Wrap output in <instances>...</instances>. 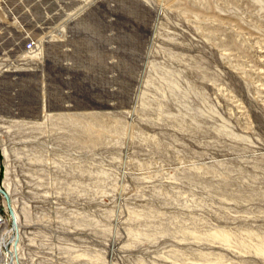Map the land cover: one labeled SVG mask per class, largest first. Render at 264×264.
I'll use <instances>...</instances> for the list:
<instances>
[{"label":"rangeland","instance_id":"374dc122","mask_svg":"<svg viewBox=\"0 0 264 264\" xmlns=\"http://www.w3.org/2000/svg\"><path fill=\"white\" fill-rule=\"evenodd\" d=\"M0 168L18 264H264V0H0Z\"/></svg>","mask_w":264,"mask_h":264},{"label":"built area","instance_id":"2783aa9c","mask_svg":"<svg viewBox=\"0 0 264 264\" xmlns=\"http://www.w3.org/2000/svg\"><path fill=\"white\" fill-rule=\"evenodd\" d=\"M23 49L26 53L31 55H36L38 50L36 43L32 40L27 41L23 46ZM2 177L4 178V172L1 173L0 168V213L3 215V224L0 225V240H3V247L7 264H13L12 261L17 255L16 252L20 251L21 253V251L23 250L21 245L23 244L24 247L23 239H27V236L25 231L23 230L24 234H21L20 239L18 237V223L16 221L15 213L17 209V201L13 197L14 205L16 202V205L13 207L10 195L3 187ZM17 246H19V249L17 248Z\"/></svg>","mask_w":264,"mask_h":264},{"label":"bare ground","instance_id":"6f19581e","mask_svg":"<svg viewBox=\"0 0 264 264\" xmlns=\"http://www.w3.org/2000/svg\"><path fill=\"white\" fill-rule=\"evenodd\" d=\"M9 195H10V193H9ZM10 198H11V195H10ZM15 213H16V211H15ZM16 221L18 223V225H17L18 237L20 238L19 231H21L22 234H24L25 226L23 225V223L21 222V220L19 218L17 219V213H16ZM2 224H3V215L0 213V225H2ZM16 254H17V252H16ZM19 260H20V263H21L22 262L21 259H19ZM12 263L13 264H18L17 255L14 257V260L12 261ZM0 264H7V262H6V256H5V251H4V247H3V240H0Z\"/></svg>","mask_w":264,"mask_h":264}]
</instances>
